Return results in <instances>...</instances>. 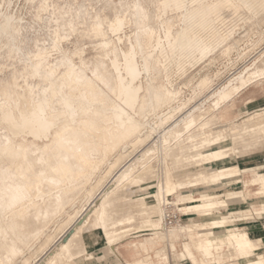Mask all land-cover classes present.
Masks as SVG:
<instances>
[{"label":"bare ground","instance_id":"bare-ground-1","mask_svg":"<svg viewBox=\"0 0 264 264\" xmlns=\"http://www.w3.org/2000/svg\"><path fill=\"white\" fill-rule=\"evenodd\" d=\"M97 1L110 5L107 0ZM241 1L244 4L250 2ZM224 2L229 0H161L157 9L162 14H167L170 9L174 11L169 21L162 20L163 36L157 33L159 27L150 23L151 10L148 11L143 0H121L122 10L125 15L130 14L137 31L125 51L121 47L124 19L117 16L108 24V30L116 38L104 39L100 45L106 51L111 48V64L97 60L93 65L83 63L80 66L64 53L47 65L48 51L44 45L39 52L33 55L25 53L21 59L20 67L27 72L26 75L12 73L6 82L0 78V264H32L31 259L35 261V258L31 256H41L51 245L53 247L39 257L36 264H83L93 259L105 260V264H126L116 250V243L124 238L128 228L135 226L131 221L136 219L144 220L141 226L149 227L143 232H152L150 237L140 241L141 244L150 239L166 242L175 233L188 235V242L179 246L176 238L170 244L174 252L181 248V258L192 264H213L214 251L220 256L225 248L245 258L243 264H264L262 235L256 229L241 231L238 227L252 219L248 215L251 207L259 208L257 214L263 223L261 233L264 234V107L241 117L233 114L234 104L226 103L250 82L264 78V56L253 68L218 90L214 106L206 107L210 108L207 112L200 116V112L198 115L187 113L180 120L174 119V113L158 117L157 124L148 129L151 130L148 137L156 133L157 138L148 142L135 159L127 160L124 166L122 164L123 167L117 163L121 169L111 184H107L108 188L95 197L96 186L88 187L102 162L122 142L133 137L137 141L135 144L145 141L146 133L144 139L142 134L147 125L144 117L155 114L163 104L174 101L172 99L178 94L156 77L150 79L145 87L136 83L141 75L140 66L147 75L151 74L148 65L159 72V58L169 50L175 57L177 52L191 57L195 53L205 56L222 41V36L213 29L210 17ZM250 4H245L250 11L256 9H252L251 6L255 5ZM87 11L85 1L77 5L76 14L84 16ZM178 13L181 14L179 26L171 31L170 22ZM91 20L95 22L96 31L103 34V19L98 10L96 14L89 12V22ZM56 36L51 41L52 47L57 46ZM16 48L18 55L22 48ZM17 77L23 78L26 88L16 87L13 79ZM31 77L39 78L41 84H34ZM207 85V80L201 82L202 88ZM171 119L174 122L165 126ZM222 119L227 122H222ZM229 122L232 126L226 127ZM257 147L262 149L255 150ZM157 151L161 156L156 160H162L163 169L154 183L156 174L140 175L136 172L144 162L150 164L146 157ZM231 159L237 163L219 165V162ZM241 162L245 165L241 166ZM146 165H142L144 169L149 166ZM209 165L217 166L209 168ZM118 166L115 167L118 169ZM191 166L197 168L191 169ZM179 168L183 172L177 170ZM111 170L105 174L108 176ZM234 180L242 183L241 189H232L228 182L227 186L220 185ZM198 185L205 189L198 193L190 189L180 191ZM219 185L225 187L224 192L211 191ZM133 187L140 191L155 190L147 192V196L142 194L135 198L131 197ZM177 190L173 203L187 218L184 225L166 226L164 214L167 206L164 208L163 205H171L169 196ZM84 191L92 203L89 209L84 205L87 212L82 219L75 221L77 215L70 213L59 225L64 228L65 224L66 229L75 222L70 231L58 240L55 238L59 235L46 234V227L53 218L62 215L67 201H76ZM147 198L153 199L147 201ZM248 200H252L248 209L231 207ZM227 207L231 213L220 211ZM92 213H95L96 220L89 224ZM129 222L132 227L127 225ZM118 226L119 229L116 228ZM224 229L226 232L223 234L215 233ZM95 231L100 232L101 259L97 253L87 249L86 234H94ZM194 232H197L195 236ZM38 239L39 244L33 246V251L14 263L19 254ZM48 245L39 255V250ZM226 254L223 259L227 258ZM252 255L257 257L251 258ZM220 261L217 259L216 263L220 264Z\"/></svg>","mask_w":264,"mask_h":264},{"label":"rangeland","instance_id":"rangeland-1","mask_svg":"<svg viewBox=\"0 0 264 264\" xmlns=\"http://www.w3.org/2000/svg\"><path fill=\"white\" fill-rule=\"evenodd\" d=\"M83 1H85L86 5L88 6V11L87 13H85L84 16H80L76 14V8L77 5L79 3H82ZM107 1L110 2V5L106 6L104 5L106 4L104 3L105 1H102V3L98 2L97 0H0V78L2 79V81L6 82L8 79H10L12 73L16 75H26L27 72L23 71L20 67L22 64V60L24 59L25 53L33 55L39 52L41 48L44 47V45L47 47L48 51V56L46 58L47 65L53 63L54 60L58 59L61 54L64 53H67L69 56H71L76 62V64L80 66H83V63H91V65H93L96 63L97 60H105V62L110 63L111 58H113V55L110 51L111 48H109V55H107L108 51L102 49L100 42L107 38H116V35H114V33H111L108 30V24L114 21L117 16H120L124 19V28L122 31L124 41L121 43V47L125 51H127L129 43L133 41L134 33L135 31H137V28L135 26V23L130 18V14L125 15L124 11L122 10L121 0ZM143 1L148 11L151 10L152 20L150 23L158 26L159 29L157 33L159 35L164 36L165 32L162 28V20L164 19V21H169L171 16L174 14V11L170 9L167 14H162V11L160 9H157L159 8L161 0ZM205 1L210 2L211 0ZM236 1L240 3V5H238ZM240 1L229 0L231 4L229 2H227L228 4L224 2L226 3L225 5L223 3V5H220L217 10L211 14L210 19L213 23V29L216 30L218 34L222 36V41L218 46L214 45L215 48L213 47L211 49L212 51L210 50L205 56H201L200 54L195 53L191 57L187 56L185 53L177 52V55L175 57V54L169 50V52H165V54L159 58L161 67L159 72L153 71L152 66L148 65L147 68L151 74L147 75L144 71L143 66H140L141 75L136 80V83H142L145 87L150 79L156 77L157 80L162 81L164 84L168 85L172 90H175L178 94L175 98L172 99H175L174 101H170L169 104L166 103L167 105L163 104L162 108H159V110L155 114L150 113V115L144 117V122L147 125L145 128H143L142 134L144 135L143 139L145 138V133L147 138H145V141L142 144H135L137 142L136 139H134V137L130 138L127 141L122 142L123 144L121 143V145H119V148L116 147L115 150H113V153L111 152L112 154L110 153L109 156L105 159L106 161L104 160L105 163L104 161L102 162L103 164L101 163L102 165H100V168L97 170L95 176H93L91 183L88 185V187H91L92 185L93 187L96 186V189L94 188L96 194L94 195L95 197H97L100 193H103V191L108 188L109 185L107 184H111L114 179L113 177L117 175V173L119 172L118 170L121 169L124 164H127L130 160L135 159L141 151L143 152V149L144 147L146 148L148 142H150L151 140L154 141L157 138L156 133L153 135V137H148L151 131L148 129H151L150 127L152 125L157 124V122L159 121L158 117L164 118L168 117L170 113L171 115L174 113V119L180 120V118H182L183 115L185 116L187 113L192 112L193 114H199L200 116L202 113H205V111L207 112L210 109H207L208 107L212 108L214 106V100L216 99L215 95L218 90L227 86L230 82L234 81L239 75L246 73V70H250V68H253L254 64L256 62H259V60L264 56V9L262 8L264 7V4H262V2L264 3V1L249 0L250 2L256 1L255 4L252 2L255 6H251L253 4H250V2L248 3L250 4L251 8L256 7V9H258L257 11L255 8H252L253 10L251 9L252 11H250V7H247L249 6L247 5L248 3H245L247 5L246 6L242 1ZM232 2L236 5H233ZM258 4L259 7L256 6ZM97 10L99 11L103 19V34H100L96 31L97 29L94 20H91V22H89V12L96 14ZM180 16L181 14L178 13V16L170 22L172 23V25L170 26L171 31H173L179 26ZM45 25L48 27H46ZM23 26H25L26 30L28 28V30L26 31ZM54 33H56L55 35H57L56 47L51 46L53 45L52 42L54 41L53 38L55 37ZM17 46L20 47V49L22 48L20 51H22L23 53L19 51L20 54L18 53V55H16L18 52L16 50ZM174 60H176L177 63H175ZM30 80H32L34 84H41V80L37 77H31ZM157 80H155L154 83H156ZM203 80H207L208 82L206 88H202L201 86V82ZM13 81L18 89H20V87L26 88V83L23 81L22 77H17L13 79ZM256 81L250 82L249 86L247 84L245 87L240 89L237 92L236 96L234 94L231 97L233 100L229 98L230 100L228 99V102L226 101V103L229 105L234 104L235 108L233 110V114H235L236 116L243 117L244 115H248L247 113L253 112L259 107H264V78ZM216 111H219V109H216ZM174 119H171L166 122L165 126L172 124L174 122ZM222 122H227V120L222 119ZM225 126L230 127L232 126V123L229 122ZM261 149V147H257L255 150L260 151ZM158 152L159 154H156ZM160 153V151L155 152V154L152 153L157 157L154 155H152L154 156L152 157L151 154V158L147 156L145 160H148V162L151 163L148 164L144 162V164L142 165L147 164L149 166L144 169L143 166L140 165L136 174H156V176L153 177V182L155 183L158 180V175L160 176L162 174L163 169L162 160L160 158L158 159V161L156 160L158 156H161ZM117 155L120 157L118 158ZM118 159L120 161H118ZM127 160L128 162L126 163ZM226 161L227 162H219V165H222L224 163H237L235 159ZM117 163H120L119 165H121V167H119ZM114 165L118 166L119 168L117 169V167H115ZM240 165L243 166L245 164L241 162ZM214 166L217 165H209V168H212ZM108 168L113 169L115 171L114 172L113 170H111L114 176L112 174H109V172L111 171L108 172V176L105 174L106 171L109 170ZM196 168V166H191V169ZM177 170L183 172L182 168H179ZM227 182L230 184L232 189L238 190L242 188V183H236V180L224 181L220 185L226 184L227 186L229 185ZM220 185L219 188L215 187L211 191H217L218 193L224 192L225 187H220ZM256 187L257 186H255L254 189ZM137 189V187L132 188L133 196L131 197L137 198L142 194L147 196V192H153L155 190V188L150 189L149 191H140L139 189ZM189 189L194 190L195 193H198V191L205 189V187L203 185H198L195 187L183 188L180 191L184 192ZM176 192H178V190L174 191L173 194L169 196V201L172 202L171 205L173 206V208L179 211V213L181 214L180 223L184 225L187 217L181 210H178V207L173 203L174 201H176ZM152 199L153 198H147V201H150ZM71 202H74L73 206ZM68 203L70 204L67 205ZM91 203L92 199L86 194L85 191L84 193L82 192L79 194L76 201H67L65 211L61 213L62 215H57V217L55 216L56 218H53V221L51 220L52 222H50L51 224L49 223L50 225L48 224V227H46L45 233H55V237L59 235L58 238H55V240H58L64 235L65 232L70 231L72 229L71 227L75 223L72 222L66 229H64L66 225L64 224V228H60L59 225L61 224V222L63 223L64 220L67 219V216H70V213L73 216L77 215L75 221H80L82 219L81 217H83V215L87 212V209L90 208L89 205H91ZM251 204L252 200H248L247 203L233 204L231 207L248 209ZM84 205L87 206V209ZM166 206L168 205H163L164 208ZM257 210H259V208H250L248 215H250L252 219H250L248 223L243 224L242 222L241 224H239V230L249 231L248 226L253 229V225H256V228H263V223L260 220V215L257 214ZM220 211L224 213H231L230 211H228V207L222 208ZM79 214L81 215L79 216ZM231 217L233 216L231 215ZM95 220V213H92L90 215L88 223L90 224L92 221ZM143 221L144 220L142 219H136L134 221H131L135 225V228L132 227L133 224L130 225L131 222H129L128 224L126 223L132 228H128L129 232H126V235L128 233V236L123 234L125 235L124 238L121 236L122 238L117 241L116 246H118V244H120L121 242H124L123 246H131L136 248L140 246V241H143L144 238L150 237L152 232H143L146 231V229H149L148 226H141ZM126 224H124V226H126ZM47 228L49 230H47ZM116 228L119 229V226ZM51 231L54 232L52 233ZM224 232H226V229L218 230L215 233L223 234ZM193 234L195 236L197 232H194ZM126 238H132V240H128L126 242ZM176 238H178L177 243L179 246L190 240L189 236L184 233H175L171 235V237H169V239L166 241L164 251L159 252V254H161L160 256H157V252L155 249L152 251L144 249V251H149L145 257L135 260L134 262L125 263L151 264L150 261L147 260V258L151 257V260L154 261V264H188L190 261L184 260L180 256V254L182 253L181 248H178L176 252L172 251L171 249L170 243L175 242ZM36 244H39V239L35 242H32V244L30 243V248L26 247L23 251L24 253H22L23 255L20 253V257L18 256L14 263L19 262L23 258V256L29 255L30 252L33 251V246H36ZM49 246L50 245L46 246L44 249H40L38 252L39 255ZM51 246L53 247V245ZM51 246L46 251H44V253L48 252ZM87 249H89V243H87ZM117 250L121 257L118 247ZM263 251L264 249L261 250V252ZM224 253H228V255L226 254V259H223ZM43 254H41V256ZM33 256L31 257L35 258V261H38L41 258V256H38L37 254H35L34 257ZM101 256L102 255H99L98 257L101 259ZM213 256V264H217V259L221 260L220 264H243L245 261V258H242L240 255H238L236 251L229 250L227 248H225V251L220 256L214 251ZM256 257L257 255L251 256V258ZM31 260L32 264H36L33 259Z\"/></svg>","mask_w":264,"mask_h":264},{"label":"crops","instance_id":"crops-1","mask_svg":"<svg viewBox=\"0 0 264 264\" xmlns=\"http://www.w3.org/2000/svg\"><path fill=\"white\" fill-rule=\"evenodd\" d=\"M248 229L250 230L251 227L248 226ZM257 230L259 232L260 235H262V237L264 238V234L262 231V228H256V225H253V229L251 230ZM99 234L100 232L95 231L94 234L88 233L86 234V240L89 243V251L91 252H95L98 255H101L100 249H101V241H99ZM128 240H132V238H126L125 241L127 242ZM97 242V243H96ZM165 241L161 240V239H157V240H147V242L145 244H141L139 242L138 247H131V246H123L124 242H121L120 244H118V246H116V250L117 247L119 249V252L121 254V259L124 262H134L135 260H138L140 258L145 257L149 251H144V249H148L150 251L152 250H156L157 252V256H160L161 254H159V252H163L164 248H165ZM118 251V250H117ZM99 260V259H98ZM97 259H93L90 261H85L83 262V264H105V260H99ZM148 261H150L151 264H154V261L151 260V257L147 258ZM129 264H134V263H129ZM139 264V263H137ZM179 264H185V263H179ZM188 264H192L191 262H189Z\"/></svg>","mask_w":264,"mask_h":264},{"label":"built area","instance_id":"built-area-1","mask_svg":"<svg viewBox=\"0 0 264 264\" xmlns=\"http://www.w3.org/2000/svg\"><path fill=\"white\" fill-rule=\"evenodd\" d=\"M181 222V214L175 210L172 205H168L164 214V223L166 226H173Z\"/></svg>","mask_w":264,"mask_h":264}]
</instances>
